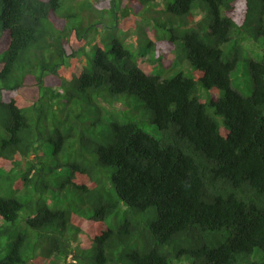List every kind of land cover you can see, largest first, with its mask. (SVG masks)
I'll list each match as a JSON object with an SVG mask.
<instances>
[{
  "label": "trees",
  "instance_id": "16d2710c",
  "mask_svg": "<svg viewBox=\"0 0 264 264\" xmlns=\"http://www.w3.org/2000/svg\"><path fill=\"white\" fill-rule=\"evenodd\" d=\"M85 1L0 0V264H264V0Z\"/></svg>",
  "mask_w": 264,
  "mask_h": 264
},
{
  "label": "rangeland",
  "instance_id": "374dc122",
  "mask_svg": "<svg viewBox=\"0 0 264 264\" xmlns=\"http://www.w3.org/2000/svg\"><path fill=\"white\" fill-rule=\"evenodd\" d=\"M92 0H86V4L87 6L89 5V2H91ZM140 2L141 5L145 6V9H143V7H140V10H142V12L144 14H142V18H143V21L141 23V25H139L140 29H141V32H135V35H137L140 40L139 42L137 41V43H134L132 42L133 37L129 35V33H123L121 30H115L114 31H108V30H99V29H94L95 31H98V33H89V35L91 37H97L99 38L98 36H100L101 38H105V36H108L107 37V40H106V44H108L109 46H112V41L114 38H116V36H119V37H122L124 38V44L126 47H128L129 49L131 50H134V52H136L137 50L139 52H141L142 54H144L145 51H147V46H146V43L148 41L147 37H146V32L144 30V28L146 27L147 29H149L148 31V34L150 35V32L152 35L154 40H158L157 39V33L153 32L156 28L160 27L162 28L164 31L166 28H169L171 26V19L170 17H167V18H163V20L161 19L162 18V15L164 14L163 11H160V5L159 3L155 2V0H138ZM117 2H120L119 0H117ZM76 15L72 17V19L74 21H77V22H80L81 20L84 19V16L85 14L81 11H77L75 12ZM111 11H106L105 13L103 14H96L95 17L96 18H104L105 21L107 22H112L111 20ZM132 13H136V9L133 8V11ZM137 14V13H136ZM244 16V15H243ZM237 18L239 19H242V16H239V15H236ZM155 20H157V23L155 22ZM255 25V17H251V20L250 22L248 23V25L246 26L247 28V33H249V30ZM143 26V28H142ZM159 29V28H158ZM246 38H252L253 42L255 44H258L262 47V51H256V52H253L252 55L255 57V58H260L263 51H264V36H260L258 39H254L253 37H250V36H247ZM168 47L166 48H160V51H161V59L160 61H152L153 63H150L149 61V58L151 57V55L153 56V53H151V55H148L146 57H143V55L137 57V53H135V57H134V60L137 59V61H141V64L143 66V68L147 71H150L152 70L153 66L155 63H159V62H162L163 64L164 63H167L164 61L163 58H168L169 56L167 55V52L170 51V49H167ZM164 49V50H163ZM136 50V51H135ZM163 52V53H162ZM93 52L90 53V56L93 57ZM134 56V55H133ZM89 58V57H88ZM163 59V60H162ZM90 61V60H88ZM172 73V72H171ZM169 73V76L170 74ZM173 74V73H172ZM197 74L199 75L200 73L197 72ZM251 77H250V74H249V71L247 70V66H244V63L243 62H240L237 66V68L235 69V71L233 72L232 74V85L240 90L242 93L248 95V94H251L252 92V87L253 85H251ZM199 89H202L205 94H207V92L205 91L206 89L204 87H202L200 85V88ZM203 92V93H204ZM119 96H122V97H128L129 98V102H131L132 104H136V103H141L140 100H138L135 96H131V95H128V94H122V95H119ZM209 98V97H208ZM108 102V103H107ZM107 104H109L110 106L111 105H115V101L111 102V101H106ZM117 105H121L120 102H116ZM213 111V107L210 108V112ZM221 121H222V118L221 117H218ZM144 127L150 131V132H153L155 133L156 132V125L155 123L153 122H149L147 120V123L144 125ZM7 183H5L4 185H6ZM9 185V183H8ZM48 192L51 194V191L48 190ZM53 194H56V195H59L58 191H56V193L53 192ZM52 195V194H51ZM54 196V195H53ZM55 197V196H54ZM26 212V209L25 210H22L20 212V219L21 217L23 216V214ZM2 220L0 219V222ZM79 236L78 237V240H80L82 242V244H89L90 243V238L85 234V233H81L78 234ZM14 237H12L13 239ZM68 260H73V258H69Z\"/></svg>",
  "mask_w": 264,
  "mask_h": 264
}]
</instances>
